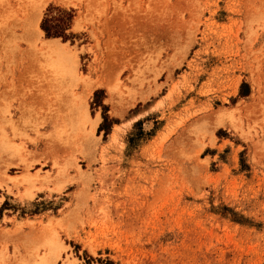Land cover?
Returning <instances> with one entry per match:
<instances>
[{"label": "rangeland", "instance_id": "374dc122", "mask_svg": "<svg viewBox=\"0 0 264 264\" xmlns=\"http://www.w3.org/2000/svg\"><path fill=\"white\" fill-rule=\"evenodd\" d=\"M53 237L55 264H264V0H0V264Z\"/></svg>", "mask_w": 264, "mask_h": 264}, {"label": "bare ground", "instance_id": "6f19581e", "mask_svg": "<svg viewBox=\"0 0 264 264\" xmlns=\"http://www.w3.org/2000/svg\"><path fill=\"white\" fill-rule=\"evenodd\" d=\"M35 14L38 15V13ZM35 18V23L32 24V27H34V30H36L34 33L37 36V34L41 32V30L37 27L36 24V22L38 21V17L36 16ZM28 51V56L30 55L31 59L35 62L38 68H46L48 71L53 73V75L57 74L59 76H75L76 65L73 63L74 59L72 60V58L69 56L71 53L69 54L68 49L61 43H59L56 38H46L41 41L38 50L33 47V52H31L30 50ZM77 113H80L79 115H81V117L83 118H88L87 111L85 109L79 110ZM95 117L96 118H93L90 121L92 125H95L97 123V120L99 119V116ZM43 244L46 245L45 252L39 255H35L34 257L23 259L20 264H55L56 258L59 256L61 243L55 237H53L45 240Z\"/></svg>", "mask_w": 264, "mask_h": 264}, {"label": "crops", "instance_id": "0c3cea01", "mask_svg": "<svg viewBox=\"0 0 264 264\" xmlns=\"http://www.w3.org/2000/svg\"><path fill=\"white\" fill-rule=\"evenodd\" d=\"M6 184H7V186H9L10 190H8L7 188H2L3 191L1 192V197L3 198V200L8 198L11 200H17L18 201V198L16 196H14V193L24 191L25 186L20 185V186L14 187L10 181H6Z\"/></svg>", "mask_w": 264, "mask_h": 264}, {"label": "trees", "instance_id": "16d2710c", "mask_svg": "<svg viewBox=\"0 0 264 264\" xmlns=\"http://www.w3.org/2000/svg\"><path fill=\"white\" fill-rule=\"evenodd\" d=\"M43 29L46 31V33H49V31L46 27L43 26ZM49 34H51V33H49Z\"/></svg>", "mask_w": 264, "mask_h": 264}]
</instances>
